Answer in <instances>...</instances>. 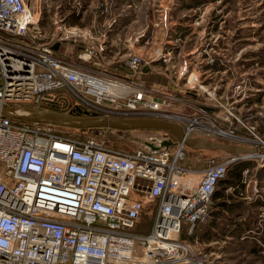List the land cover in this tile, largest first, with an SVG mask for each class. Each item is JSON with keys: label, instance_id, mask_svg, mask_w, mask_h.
<instances>
[{"label": "built area", "instance_id": "built-area-1", "mask_svg": "<svg viewBox=\"0 0 264 264\" xmlns=\"http://www.w3.org/2000/svg\"><path fill=\"white\" fill-rule=\"evenodd\" d=\"M161 8L162 15L168 6ZM31 16L25 0H0V264H209L207 249L179 236L184 228L192 234L207 220L216 186L237 157L209 159L197 186L182 191L183 142L158 153L138 146L122 150L94 136H65L52 123L22 122L3 109L28 114L38 109L42 96L63 90L69 108L78 105L96 116L164 118L190 137L223 132L257 147L264 146V138L190 65L175 72V81L183 83L178 90L185 93V86L195 96L203 91L205 104L218 113L199 109L197 96L191 101L174 97L58 56ZM179 41L181 36L168 40L171 47ZM87 52L79 58L90 60ZM170 55L155 48L152 60L165 62ZM140 63L137 54L126 60L134 70ZM172 104L189 105L193 117L182 110L169 113ZM212 118L236 120L251 136L214 128ZM247 157L264 161V154ZM150 206L155 210L150 232L134 234L138 217Z\"/></svg>", "mask_w": 264, "mask_h": 264}, {"label": "rangeland", "instance_id": "rangeland-1", "mask_svg": "<svg viewBox=\"0 0 264 264\" xmlns=\"http://www.w3.org/2000/svg\"><path fill=\"white\" fill-rule=\"evenodd\" d=\"M25 3L30 13L38 16V26L58 56L126 81L144 82L155 88L158 87L154 84L159 85V90L163 88L174 97L191 101L197 96L199 109L218 113L219 108L205 104L203 91L195 96L185 86V93L178 90L183 83L175 81V72L182 64L190 65L195 69L194 74H201L202 80L215 87L217 96L222 93L225 104L233 106L232 111L256 135L264 138V0H25ZM162 4L168 8L161 15ZM177 36H181L182 41L171 47L168 40L173 43ZM155 48L171 51L170 59L153 61ZM87 51L92 52L91 59L83 61L79 55ZM131 54L141 57L136 70L126 66ZM218 66L222 67L221 72H217ZM209 69L211 76L206 73ZM61 92L42 96L39 106L66 113L70 106L68 95L66 91ZM189 105L184 108L172 104L167 111L173 114L182 110L193 117ZM212 120L214 128L227 133L234 130L237 136H251L250 130L236 120L227 123ZM55 128L65 136L101 138L106 145L122 150L135 146L134 140L120 137L124 135L122 131H116L117 137L109 139L102 131L91 134L85 129L82 134L70 127ZM132 134L142 136V131H132ZM206 138L227 144H246L217 133ZM224 155L227 154L220 150L185 149L179 162L187 169L183 176L188 178L189 191L194 189V182L200 179L199 171L208 160ZM239 160L249 162L245 191L250 199L244 207L258 228L248 231L245 238L231 237L222 225L215 232L206 228L194 237H186L211 253L209 264H264V213L260 217L252 206L260 200L259 208L264 209V161L248 157ZM228 192L241 193L232 186ZM214 203L213 199L211 208ZM143 211L137 232H146L152 220L151 206ZM258 219H261L260 224Z\"/></svg>", "mask_w": 264, "mask_h": 264}, {"label": "water", "instance_id": "water-1", "mask_svg": "<svg viewBox=\"0 0 264 264\" xmlns=\"http://www.w3.org/2000/svg\"><path fill=\"white\" fill-rule=\"evenodd\" d=\"M11 108L3 109V113L10 117L23 119L29 122H44L59 126H70L76 129L85 128L91 134L104 132L106 138H116V131H122V139L127 141L134 140L135 146L142 147L151 152L158 153L162 148H168L176 142H183L187 147L193 150H220L227 155H232L238 159H246L249 155L259 157L264 154V146L257 147L237 143H223L206 137H190L184 132L182 126L177 123L153 117H101L78 105L70 107L66 113L57 111H41L31 109L28 114H12ZM142 131V136H134L132 131ZM159 131L164 132L160 134ZM171 136L174 138L172 140Z\"/></svg>", "mask_w": 264, "mask_h": 264}, {"label": "crops", "instance_id": "crops-1", "mask_svg": "<svg viewBox=\"0 0 264 264\" xmlns=\"http://www.w3.org/2000/svg\"><path fill=\"white\" fill-rule=\"evenodd\" d=\"M216 70H220L221 72V67L219 66V68ZM154 86L159 88V85L154 84ZM198 175L199 176L201 175L200 172ZM242 175H243L244 187L241 193L235 194L233 192H228V189H231V187L226 188L225 191H223L225 196L215 199V203L214 206L211 208L210 215L208 216L205 222L200 223V227L198 228L197 232L205 231L206 228H208V230L215 232L217 230H220L222 225L225 226L223 229L224 232L230 234L231 237L235 236L239 238H245V234H247L248 231H252L257 227L255 226L256 223L253 222L252 220V216H250V212H247V210L244 207L245 204H247L246 200L250 199V196L246 195V191H245L246 185L248 183L247 175L244 174L243 172ZM187 179H188L187 176L185 177L182 176L181 189L182 191L184 190L190 192L192 190L189 191L190 188L188 186ZM198 181L194 182L193 184L194 188L197 186ZM255 202L253 203L252 206L254 207V209H257L256 212L261 217L262 214L264 213L263 211L264 209H262L261 207L259 208L261 201L258 200ZM260 222L261 219H258L257 223L260 224ZM242 230L244 231L242 234H240ZM212 237H214V235Z\"/></svg>", "mask_w": 264, "mask_h": 264}, {"label": "trees", "instance_id": "trees-1", "mask_svg": "<svg viewBox=\"0 0 264 264\" xmlns=\"http://www.w3.org/2000/svg\"><path fill=\"white\" fill-rule=\"evenodd\" d=\"M51 46V48L53 49V47H52V45H50ZM55 47V46H54ZM53 51L56 53V51L53 49ZM214 67H216V65L214 66ZM219 67V66H218ZM144 83V82H143ZM54 92H61V91H54ZM54 92H50L49 93V95L50 94H52V95H56ZM58 94V93H57ZM59 94H62V92L61 93H59ZM45 95H48V94H45ZM68 95V94H67ZM68 101H69V104H70V97H69V95H68ZM38 109L39 110H41V111H51V110H53V111H55L53 108H51V109H47V108H43V107H38ZM58 109H56V111H57ZM57 112H59V111H57ZM20 121H22V122H27V121H24V120H20ZM59 127V125H55V127ZM66 127V126H65ZM67 127H70V126H67ZM70 128H73V129H76V128H74V127H70ZM76 130H78V132H80V133H84L83 131L85 130V128H83V129H76ZM224 143V142H223ZM249 165V162L248 161H242V160H238V161H236V162H234V163H231L230 164V166L228 167V171H227V174H228V177L226 176L225 178H223V179H221L220 181H219V183L217 184V186H216V189H215V194H214V196H213V199L215 200V199H217V198H219V197H224L225 196V194H224V192L223 191H225V189L226 188H228V187H235L236 188V190H237V192H241L242 191V189H243V187H244V183H243V175H242V172H243V170L247 167ZM226 174V175H227ZM218 185H220L221 186V188H218L217 189V187H218ZM152 208V220H151V223H150V225H149V229L146 231V232H137L136 231V226L138 225V223H139V219H140V217H141V215H142V213L144 212H142L141 214H140V216L138 217V219H137V221H136V223H135V226H134V228L132 229V232L135 234V233H137V234H141V235H146V234H148L149 232H150V230H151V224H152V221H153V218H154V214H155V210H154V206H152L151 207ZM144 226V225H143ZM197 231H198V228H197V230L196 231H194L192 234H188L187 233V231H186V228H184V230H183V232L181 233V236H179V238H181L182 240H184V239H186V240H188L186 237H194V235L197 233ZM262 242H264V239L262 240Z\"/></svg>", "mask_w": 264, "mask_h": 264}, {"label": "bare ground", "instance_id": "bare-ground-1", "mask_svg": "<svg viewBox=\"0 0 264 264\" xmlns=\"http://www.w3.org/2000/svg\"><path fill=\"white\" fill-rule=\"evenodd\" d=\"M31 20H33V21H36V20H38V16H36L35 14H32V16H31ZM119 87V86H118ZM20 112H22V111H20ZM22 114V113H21ZM24 114V113H23ZM217 132H221V131H219V130H216ZM221 134H224L225 135V133H223V132H221Z\"/></svg>", "mask_w": 264, "mask_h": 264}]
</instances>
